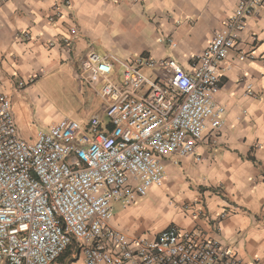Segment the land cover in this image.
Here are the masks:
<instances>
[{"label": "built area", "instance_id": "2783aa9c", "mask_svg": "<svg viewBox=\"0 0 264 264\" xmlns=\"http://www.w3.org/2000/svg\"><path fill=\"white\" fill-rule=\"evenodd\" d=\"M263 11L264 0H236L188 68L173 57L88 49L77 57V78L102 106L85 122L64 116L22 132L12 95L0 90V264H259L198 225L130 235L110 221L115 203L131 205L165 183L166 160L199 162L198 149L215 143L226 112L215 100L221 67L232 52L240 61L251 57L239 47L240 33ZM64 17L57 6L48 20ZM76 34L71 25L48 47H70ZM245 87L252 95L251 84ZM181 211L212 232L227 213L211 215L202 199L182 203Z\"/></svg>", "mask_w": 264, "mask_h": 264}, {"label": "crops", "instance_id": "0c3cea01", "mask_svg": "<svg viewBox=\"0 0 264 264\" xmlns=\"http://www.w3.org/2000/svg\"><path fill=\"white\" fill-rule=\"evenodd\" d=\"M235 2L0 0V90L12 95L15 119L22 132H32L39 127L37 119L25 116L22 107L27 102L25 92L36 88L39 77L65 66L78 80L77 57L90 48L122 58L135 54H149L155 59L173 57L188 68L192 55L206 47ZM57 6L65 17L51 22L48 16ZM71 25H75L77 34L70 47H48L50 40L65 35ZM22 32L30 33L31 39H22ZM239 47L251 57L240 61L232 52L221 67V88L215 100L226 112L215 143L205 142L198 149L202 154L199 162L192 157L180 158L178 164L165 162L167 179L173 175L177 183L173 189H166L177 202L202 199L211 215L227 212L219 229L212 232L207 222L185 215L181 207L179 212L169 214L166 207L158 205L154 208L161 210L163 218L157 216L156 221L136 226L141 216L137 210L141 205L135 204L139 198L114 213L110 221L113 227L130 235L142 234L148 228V234L153 235L170 224L184 229L198 225L241 258L264 264V11L247 21ZM227 63L230 66L226 68ZM31 76L34 81L23 88L12 85ZM246 84H251L252 95L246 94ZM56 120L49 119L48 123ZM163 185L152 187L150 193L161 192ZM159 219L162 223L157 222Z\"/></svg>", "mask_w": 264, "mask_h": 264}, {"label": "rangeland", "instance_id": "374dc122", "mask_svg": "<svg viewBox=\"0 0 264 264\" xmlns=\"http://www.w3.org/2000/svg\"><path fill=\"white\" fill-rule=\"evenodd\" d=\"M35 84L36 88L25 92L27 102L22 108L25 116H34L37 119L39 127L50 124L48 123L49 119L53 121L61 116L86 120L90 115L98 112L102 106L101 101L94 92L86 87L82 89L74 72L68 70L65 66H62L60 71L57 70L39 77L35 81ZM174 179L175 177L171 175L169 180L166 179V182H168H165L161 188V192L150 193L149 191L147 195L136 201L135 204L141 205L137 209L140 210L141 216L138 217L140 219L136 221V226L140 224L147 225L148 221H156L157 216L163 218L160 215L161 210L157 212L154 208L157 205L161 208L166 207L169 214L172 211L179 212L178 207L180 210L182 203L177 202L175 195L170 194V191L166 189V186L173 189L174 185H177ZM165 193H169L167 194L168 198L165 197ZM121 208H123V205L116 203L114 213L116 214ZM159 221L162 223L160 219L157 222ZM143 233L148 234L150 230L147 228Z\"/></svg>", "mask_w": 264, "mask_h": 264}]
</instances>
